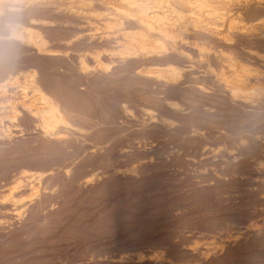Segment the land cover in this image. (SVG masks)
<instances>
[{"label":"rangeland","instance_id":"374dc122","mask_svg":"<svg viewBox=\"0 0 264 264\" xmlns=\"http://www.w3.org/2000/svg\"><path fill=\"white\" fill-rule=\"evenodd\" d=\"M83 1L0 12V264H196L189 250L203 238L247 226L252 237L215 264H264V106L232 102L218 84L233 77L224 61L264 70V39L202 33L196 50L147 55L133 39L148 36L126 17L135 5ZM156 68L177 77L141 74ZM35 93L57 108L58 142L40 112L15 109Z\"/></svg>","mask_w":264,"mask_h":264},{"label":"bare ground","instance_id":"6f19581e","mask_svg":"<svg viewBox=\"0 0 264 264\" xmlns=\"http://www.w3.org/2000/svg\"><path fill=\"white\" fill-rule=\"evenodd\" d=\"M22 1L23 0H5V6H3V4L0 6V12H2V11L4 12L5 10H3V9L5 7L11 12H17V11L23 9V7L26 4V3L22 2ZM45 1H47V0H45ZM82 1L81 0H78V1L77 0H72L71 3L72 4H78V7L80 9L84 10L85 8H87V6L84 5L83 3H81ZM113 1L114 0H90L89 3L94 4V5L98 4L100 6L103 5L106 8L107 6L110 7V6L114 5L115 1L114 2ZM141 1H142L141 3H143L142 5H139L137 0H125V3H128L130 5H135L136 6L135 9L137 8L136 12H138V13L133 15V12L132 13L130 12V13L126 14V17H129V18L131 17L130 19L134 18L133 21L136 20L137 23L144 29L146 35L148 36V37H144V38H141V37L137 38V36L134 35L133 44L135 45V49L137 51H142L143 54H147V55L148 54H151V55L155 54V55H158V57H159V55H161L162 53L165 52V54L168 55V53H174L175 50L177 51V49H178L177 46L179 44L182 45V46L185 45L187 47H190L191 50H196V48H194L195 46L192 47L193 43H191V41H195L196 40V35H198V34L201 35L202 33H204V34L206 33L205 36L208 35V37H210V38H212V39H214V40H216V41H218L220 43H223V44L227 43L229 40L232 41V39L233 40L245 39V40H250V42H252L251 39H255V38L264 39V18H263L264 16L262 17L261 20H256V21H253L251 23L244 22V21L248 20V19L244 20V16L247 14V12H249V11H251L253 9H256V10H260L261 9V10L264 11V0H141ZM83 2L85 3V1H83ZM122 2H124V0H122ZM118 3H120V2H118ZM40 4L42 6L44 5V3L43 4L40 3ZM122 4L124 5V3H122ZM108 7L106 9H108ZM125 7H127V6H125ZM71 9H73V8L71 7ZM94 9H96V8H94ZM166 9L172 11V14H174V19L170 20V19H168L167 16H165L163 14L164 10H166ZM111 11H112V9H111ZM31 12H32V10H31ZM92 12H94V11H92ZM114 13H116V12H114ZM248 14H250V13H248ZM118 15H119V13H118ZM86 16H88V15H86ZM123 23H124V21H123ZM183 29L186 30V32H191V33H186V34L181 33V34H179L180 30L182 31ZM94 35H95V33H94ZM89 36H91V35H89ZM155 37L156 38L160 37V38H163L165 40L166 44H165L164 48L162 47L163 45H161L163 42H161V44H158V42H159L158 39L157 40L153 39ZM176 38H178V39L176 40ZM256 40H258V39H256ZM250 42H248V44ZM23 44H25V43H23ZM122 44H124V43H122ZM32 45H33V43H32ZM167 45H169L168 48L166 47ZM232 46H234V45H232ZM238 46L240 47L241 45L238 44ZM245 46L248 47V45H245ZM220 47L221 46H219V48ZM165 48H167V49L164 51ZM167 50H171V52L167 51ZM202 51H205V50H202ZM132 52H134L133 49L130 50V53L128 52V56L129 57H131V56H133L135 54V53H132ZM206 52H207V50H206ZM206 52H205V54H206ZM217 52H218V49H217ZM217 52H215V53H217ZM38 53L39 54H43V56H44V54H47L48 51L46 52V49H43V48L40 47L39 50H38ZM203 54H204V52H203ZM213 54L212 55H208L207 54V55H208V57H210V56L218 57V58L222 57L220 55V51H219V55H217V54L213 55ZM106 55H108V54H106ZM151 55H149V56H151ZM202 55H201V57H202ZM60 56H61V54H60ZM92 56H90V57H92ZM104 56H105V54H104ZM184 57H186V56H184ZM191 58H193V57L188 58V61ZM200 60H202V59H200ZM96 61H98V59ZM262 61L264 62L263 59H262ZM100 62H102V61H100ZM237 62H238V60H237ZM260 64H262V63H259V65ZM99 66L102 67V65H99ZM108 66L110 67V65H108ZM222 67H224V69H226L233 76L230 81L226 80L227 79L226 78L224 80L222 79V82L221 81L219 83L217 82L219 84V86H221L225 90L228 99L229 98L231 99L230 101L235 102V103H239V104H242V105H248V106L254 107V108H255V106L256 107L257 106H264V70H262L260 72H255V71L253 72L252 70H248V69L245 70L242 67H239V66L236 67V66H234V64L232 65V63L230 61H228V62L224 61ZM159 68H156V69H153V70H145V71H142L141 74L146 75L145 76L146 78H147L148 75L156 76V77L157 76H159V77L160 76L171 77V79H169V82L171 80L174 81L175 78L177 77L176 73H172L171 74L170 72H167L166 71L167 68H165V70L164 69H159ZM93 72H95V71H93ZM171 72H173L172 69H171ZM138 73H140V72H138ZM168 75H170V76H168ZM184 77H185V75H184ZM215 77H216V75H215ZM253 79H256V81L258 83L257 84L254 83L255 85H251L250 84L251 80H252V83L254 82ZM187 83H189V82L187 81ZM2 87H6V86H0L1 89H2ZM199 89L201 90V88H199ZM35 92H37V91H35ZM42 94L35 93L37 98L34 99V96H33L34 102L32 101L30 104H26L23 101V102H20L19 104L15 103L14 106H15V109L16 108H20L22 111H27L29 113H34L35 111H37L38 113L40 112V114L38 116L43 118L44 122L46 123V128H45V131H44V137L55 139L58 142L60 137L57 136L58 133L55 130H53V128H54V119H55V118H53V115H54V111H56L57 108L54 106V103L52 104L51 102H49L47 99H45L44 95H42ZM5 96L6 95L1 94V92H0V100L5 99L6 98ZM225 99H227V98H225ZM38 105H40V106L37 107ZM258 110H259V108H258ZM258 110H257V112H258ZM254 111H255V109H254ZM37 112L34 113V115H36ZM48 113H49V116H48ZM255 114H256V112H255ZM88 182L89 181H87L86 183H88ZM255 232L251 228H249V226H247L246 228H244L240 233H238L234 237H228V238H225V239H223V238L217 239L215 237H213V238H206L205 237V238H203V242H200V243L196 244V246H194L192 249L189 248L190 249L189 252L191 253V256L195 258L196 264H215L217 260H220L230 250L236 249L240 245L246 243L249 240V238H251L252 235Z\"/></svg>","mask_w":264,"mask_h":264}]
</instances>
